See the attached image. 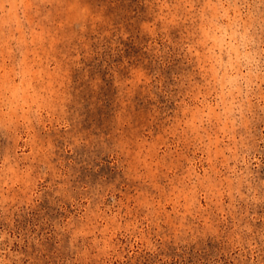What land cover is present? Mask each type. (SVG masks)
<instances>
[{"label":"rangeland","instance_id":"1","mask_svg":"<svg viewBox=\"0 0 264 264\" xmlns=\"http://www.w3.org/2000/svg\"><path fill=\"white\" fill-rule=\"evenodd\" d=\"M0 264H264V0H0Z\"/></svg>","mask_w":264,"mask_h":264}]
</instances>
